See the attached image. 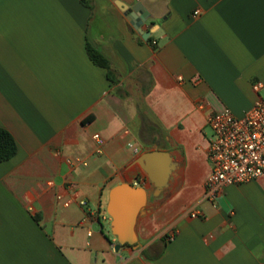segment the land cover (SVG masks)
Instances as JSON below:
<instances>
[{
	"label": "crops",
	"instance_id": "crops-1",
	"mask_svg": "<svg viewBox=\"0 0 264 264\" xmlns=\"http://www.w3.org/2000/svg\"><path fill=\"white\" fill-rule=\"evenodd\" d=\"M87 1L0 0V128L18 146L0 163V264H264V175L203 200L210 116L264 99V0ZM133 148L177 163L159 196ZM123 183L149 200L116 251Z\"/></svg>",
	"mask_w": 264,
	"mask_h": 264
},
{
	"label": "built area",
	"instance_id": "built-area-1",
	"mask_svg": "<svg viewBox=\"0 0 264 264\" xmlns=\"http://www.w3.org/2000/svg\"><path fill=\"white\" fill-rule=\"evenodd\" d=\"M261 88V83L253 85L256 92ZM208 122L213 133L208 148L211 173L205 183L203 200L217 204L226 187L249 183L264 175V99L259 98L241 117L224 108L211 115ZM94 139L102 143L99 135ZM133 152L139 155L141 151L133 148ZM76 161L81 163L79 159ZM80 205L85 206L86 202L82 200ZM202 216L199 210L191 212L192 218Z\"/></svg>",
	"mask_w": 264,
	"mask_h": 264
},
{
	"label": "water",
	"instance_id": "water-1",
	"mask_svg": "<svg viewBox=\"0 0 264 264\" xmlns=\"http://www.w3.org/2000/svg\"><path fill=\"white\" fill-rule=\"evenodd\" d=\"M130 21L138 31L147 19L140 9H126ZM139 13V14H138ZM149 36V32L146 33ZM145 38V34H143ZM135 163L146 173L154 186L153 195L159 196L169 186L177 169V163L168 152L149 151L137 157ZM149 194L142 186L123 183L113 187L109 193L107 213L111 218V232L117 238L116 251L125 245H134L138 241L137 224L139 217L145 214Z\"/></svg>",
	"mask_w": 264,
	"mask_h": 264
},
{
	"label": "trees",
	"instance_id": "trees-1",
	"mask_svg": "<svg viewBox=\"0 0 264 264\" xmlns=\"http://www.w3.org/2000/svg\"><path fill=\"white\" fill-rule=\"evenodd\" d=\"M81 1L84 5L87 6L89 5L87 0H81ZM86 50L90 60L96 66L107 70V75L109 80L113 83H116L117 80L115 79V74L112 70L109 61L99 51H97L94 47H92L88 43L86 45ZM17 152H18V146L12 134L3 128H0V163L12 159L13 157L16 156ZM125 246H128V244H125Z\"/></svg>",
	"mask_w": 264,
	"mask_h": 264
},
{
	"label": "rangeland",
	"instance_id": "rangeland-1",
	"mask_svg": "<svg viewBox=\"0 0 264 264\" xmlns=\"http://www.w3.org/2000/svg\"><path fill=\"white\" fill-rule=\"evenodd\" d=\"M206 133H207L208 136H212V130H211V128L208 127V128L206 129ZM106 229H107L106 231H107L109 234H112V232H111V227L107 226ZM112 235H113V234H112Z\"/></svg>",
	"mask_w": 264,
	"mask_h": 264
}]
</instances>
